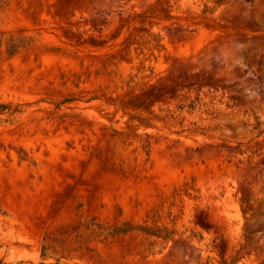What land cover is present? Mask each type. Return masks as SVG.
<instances>
[{
  "label": "rangeland",
  "instance_id": "1",
  "mask_svg": "<svg viewBox=\"0 0 264 264\" xmlns=\"http://www.w3.org/2000/svg\"><path fill=\"white\" fill-rule=\"evenodd\" d=\"M0 264H264V0H0Z\"/></svg>",
  "mask_w": 264,
  "mask_h": 264
},
{
  "label": "trees",
  "instance_id": "2",
  "mask_svg": "<svg viewBox=\"0 0 264 264\" xmlns=\"http://www.w3.org/2000/svg\"><path fill=\"white\" fill-rule=\"evenodd\" d=\"M14 52H16L15 46H12V48H10L9 53L12 55Z\"/></svg>",
  "mask_w": 264,
  "mask_h": 264
}]
</instances>
